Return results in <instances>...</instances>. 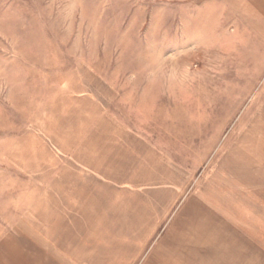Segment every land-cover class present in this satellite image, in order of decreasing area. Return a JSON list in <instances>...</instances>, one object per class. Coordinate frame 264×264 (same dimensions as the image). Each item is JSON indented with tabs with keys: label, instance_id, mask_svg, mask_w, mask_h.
<instances>
[{
	"label": "rangeland",
	"instance_id": "374dc122",
	"mask_svg": "<svg viewBox=\"0 0 264 264\" xmlns=\"http://www.w3.org/2000/svg\"><path fill=\"white\" fill-rule=\"evenodd\" d=\"M238 3L0 0V264H68L80 231L110 239L101 210L264 162V20ZM142 149L165 180L120 178Z\"/></svg>",
	"mask_w": 264,
	"mask_h": 264
},
{
	"label": "crops",
	"instance_id": "0c3cea01",
	"mask_svg": "<svg viewBox=\"0 0 264 264\" xmlns=\"http://www.w3.org/2000/svg\"><path fill=\"white\" fill-rule=\"evenodd\" d=\"M238 2L240 13H245L246 18L253 16L252 18L264 20V0H238ZM247 12L253 15L247 16ZM139 153L142 156H133L130 162L128 159L120 162V166L129 165L127 176L120 178L130 181V185H139L140 181L148 180L151 175L155 178L156 174V179L165 180L167 176L159 167L160 154L156 152L149 155V152L144 151ZM166 161L164 157L162 163L165 165ZM210 163L213 162L207 157L203 162V168ZM237 166L238 172L233 174H237L238 186L234 189L228 187L229 185L226 186L225 183L223 187L209 186L211 183L208 181L212 179L213 173L208 171L210 175L200 180L204 172L200 170L197 176L193 174L194 186L190 190L183 186L179 179L176 180L174 189L172 187L169 191L165 184L157 181L160 186L151 188V193H144L158 196L156 202H144L143 205L137 206L129 203L130 205L127 204L122 208L111 205L101 210L103 216L109 218H97L94 222L92 220L88 222L95 223L99 228L106 226L102 224L106 222L108 228L112 229L111 234L106 236L110 239L100 240L97 235L94 236L95 240L87 239L86 231H80L78 239L68 246L69 254L77 253V259L76 256L69 255V261L66 262L68 264H264L263 158L255 162L243 161L239 158ZM229 176V180L232 181L230 174ZM114 177L119 176H111ZM167 195L173 196L172 203H167ZM81 210L80 212H84ZM119 210L124 213L121 216L114 215V211ZM87 226H89L87 216L80 215L77 227ZM47 244L49 248L52 245L48 240ZM71 244L78 246L75 248ZM85 244L92 246L88 248ZM44 246L47 249L46 245ZM52 249H56L59 254L64 251L66 253L67 246L65 243L62 247L52 245ZM54 261V258L47 257L42 259L41 263L55 264Z\"/></svg>",
	"mask_w": 264,
	"mask_h": 264
}]
</instances>
